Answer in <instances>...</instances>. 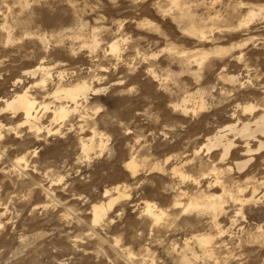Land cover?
Returning a JSON list of instances; mask_svg holds the SVG:
<instances>
[{"label": "rangeland", "instance_id": "374dc122", "mask_svg": "<svg viewBox=\"0 0 264 264\" xmlns=\"http://www.w3.org/2000/svg\"><path fill=\"white\" fill-rule=\"evenodd\" d=\"M83 81L103 90L54 119L75 106L57 87ZM24 91L39 104L32 127L6 106ZM263 111L264 0H0V264H264V147L244 154L231 134L224 160L207 150ZM254 184L256 202L225 195L217 226L185 210Z\"/></svg>", "mask_w": 264, "mask_h": 264}, {"label": "bare ground", "instance_id": "6f19581e", "mask_svg": "<svg viewBox=\"0 0 264 264\" xmlns=\"http://www.w3.org/2000/svg\"><path fill=\"white\" fill-rule=\"evenodd\" d=\"M171 2L173 4H175L176 6H179V0H171ZM192 31L196 32L197 30L195 28H192ZM110 49L112 52L117 51L119 49L117 42L112 43L110 46ZM38 70L47 71V73H48L47 68H44L42 66H40L38 68ZM35 71L37 72V70H34L33 74L35 73ZM229 79L232 82L236 80V78H234V77H231ZM102 90L103 89H101V88H97V89L93 88L91 85H89L85 81L78 82V83H76L74 85H70L68 87L58 86L54 92V95L57 97L64 95V97H66L70 101H72V103H74L75 106L72 109H70L67 105H61L60 107H58L57 109H55L53 111L54 119L65 120L69 116L71 111H74L77 109V107L79 106V100H84V101L86 100L87 101V97L89 98V96H88L89 93L93 94V93H97L99 91L101 92ZM6 106H7V108L12 109L14 111H17V110L23 111L24 115H25L26 122L30 123L31 127L36 125L35 122H33V121H35L36 119L39 118L38 117V114H39L38 106H39V104L37 103V101L33 97H30V95L28 94V91H24L23 93L22 92L17 93L12 98V100L6 102ZM44 108L45 109L48 108V105H44ZM253 109H254L253 106H247L245 108V110H253ZM231 134L234 136H236V135L240 136L241 140H243L242 144L244 145L243 146L244 149L242 151L244 152V154H249V153L251 154V152H253L255 150L250 145L251 140L258 141L257 142L258 148H256V153H257L258 152L257 150L262 149V147H264V141L262 139L258 138V135H264V111L262 113H260V115H258V117L254 118V120H252V121L248 120L247 122L241 123V126H237L236 124H230V125L225 126L223 129L218 130L216 133H214L212 138L208 139L207 150H210L211 147L212 148L213 147H220L222 149L221 160H224L225 157L229 154V152L236 147L233 138L230 137ZM234 136H232V137H234ZM250 160L251 159H247V160L245 159L244 161L241 160V162L236 163L235 167L237 168V170L240 171L245 166H247L246 164L248 162H250ZM256 164H257V162H256ZM140 165L141 164L134 159H131V161L127 162V167L131 171L132 175L136 174L139 171ZM143 166H145V164ZM173 171L176 173L180 172V175L182 177L186 176L177 167H174ZM215 182H217V183H214V182L213 183L219 185L218 184V178H217V180H215ZM255 184L253 185V187L251 186L252 187L251 188L252 191L250 193L251 195L250 196L247 195L248 197H243L241 194V196L243 197L242 199L235 196L234 194H232L230 192V190H227L225 188V186L222 185L223 187L221 186L222 187V193L220 192L221 194H209V195H203L200 197L197 196L194 198H190L189 199L190 201L187 203L185 210L195 209L196 211L197 210L200 211V214H201V212H202V214H205L203 212H206L207 214L210 213V215H212L213 219L215 220L214 223L213 222L212 223L214 225L216 224V226H217L218 221L216 222V218H217V215L223 210V204L225 202L224 201L225 195L226 196L229 195L232 200L233 199H235L237 201L239 200V203L241 202L242 205L247 204V203H252L254 201L256 202L258 198L256 199L255 196H256V193L258 191L259 185H255ZM261 184H264L263 180H262ZM243 190H242V192H243ZM124 195L125 194H121L119 197L124 196ZM116 199L117 198H110L109 201L107 202V207L111 208L113 206L114 202L117 201ZM176 204H180V202L177 200ZM107 207L104 204L93 205V215H94L93 217H94L95 223H99L102 220L103 216L106 215ZM146 212H148L149 215L154 217L153 219L156 222L160 221L162 219V217L165 215V212L162 209L159 210L155 205H153V204L151 205L148 202H146ZM223 232H224V230H223ZM194 238L196 239L198 245L203 247V248L208 247L213 242V237L210 234H206V233L195 235ZM184 258H185V256H184Z\"/></svg>", "mask_w": 264, "mask_h": 264}, {"label": "snow or ice", "instance_id": "6c2138e0", "mask_svg": "<svg viewBox=\"0 0 264 264\" xmlns=\"http://www.w3.org/2000/svg\"><path fill=\"white\" fill-rule=\"evenodd\" d=\"M131 91V90H130ZM107 195V193H105Z\"/></svg>", "mask_w": 264, "mask_h": 264}]
</instances>
